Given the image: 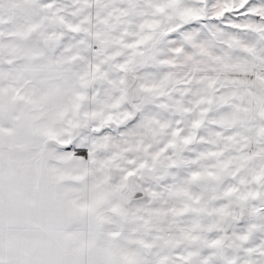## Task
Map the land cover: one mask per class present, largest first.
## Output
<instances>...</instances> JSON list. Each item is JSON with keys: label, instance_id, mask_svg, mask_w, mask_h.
<instances>
[{"label": "crops", "instance_id": "0c3cea01", "mask_svg": "<svg viewBox=\"0 0 264 264\" xmlns=\"http://www.w3.org/2000/svg\"><path fill=\"white\" fill-rule=\"evenodd\" d=\"M68 4L69 53L94 49L118 52L123 58L124 53L145 52L151 45L142 44L141 18L117 14L119 28L109 33L107 22L114 15L97 10L100 4L158 5L166 12L174 5L172 20L181 23L200 14L210 16L212 6L218 13L251 0H68ZM80 4L91 7L92 14L79 13ZM58 6L32 1L0 9V264H264V207L253 218L259 221V236H254L246 216L243 221L231 220L229 233L222 225L174 229L172 217L164 214L166 207L153 204L148 193L132 187L129 176H137L128 161L122 160L119 169L108 156L95 155L93 150L101 147L95 137L108 136L102 128L108 117L96 113L98 92L88 61L77 63L76 56L63 59L43 42L52 32L49 22L64 20ZM88 21L89 25L83 23ZM70 26H83L77 30L85 36L93 28V36L103 43L77 44ZM149 36L155 37L156 31ZM127 58L121 59L123 67ZM93 128L102 133L94 136ZM78 149L87 155L78 154ZM123 197L132 202L125 204ZM254 252L259 260L253 258Z\"/></svg>", "mask_w": 264, "mask_h": 264}, {"label": "rangeland", "instance_id": "374dc122", "mask_svg": "<svg viewBox=\"0 0 264 264\" xmlns=\"http://www.w3.org/2000/svg\"><path fill=\"white\" fill-rule=\"evenodd\" d=\"M32 1L59 4L64 19L49 22L52 32L43 38L48 51L88 61L98 92L96 113L108 117L102 126L109 131L106 140L93 128L101 146L95 155L108 156L119 169L128 161L137 176H129L132 187L166 207L174 229L222 225L229 233V222L246 216L259 236L253 218L264 207V0L218 13L212 6L210 16L181 23L172 20L174 5L166 12L158 5L100 4L97 10L114 15L107 22L109 33L119 28L117 14L141 18L142 44L151 45L123 58L114 51L68 52V0H0V9ZM82 6L79 13L92 14L84 4L77 10ZM79 27L70 26L77 44L103 43L93 28L85 36ZM153 30L155 37L149 36ZM76 152L87 155L84 149ZM253 258L259 255L254 252Z\"/></svg>", "mask_w": 264, "mask_h": 264}]
</instances>
